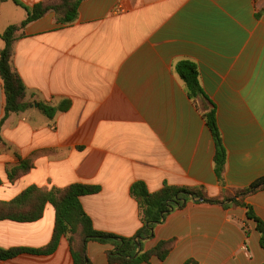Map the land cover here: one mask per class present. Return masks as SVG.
<instances>
[{"label": "crops", "instance_id": "0c3cea01", "mask_svg": "<svg viewBox=\"0 0 264 264\" xmlns=\"http://www.w3.org/2000/svg\"><path fill=\"white\" fill-rule=\"evenodd\" d=\"M46 1L18 0L27 7ZM26 14L0 0V33ZM20 32L13 66L26 107L0 126V201L30 186L97 185V193L80 197L93 227L129 237L141 226L130 193L136 182L150 192L169 184L203 186L219 196L264 175V0H82L72 23L48 11ZM180 60L196 64L207 99L188 97L174 70ZM64 101L67 109L52 117L39 106ZM4 103L0 79V118ZM212 105L226 153L223 184L202 116ZM26 159L32 168L9 180L7 168ZM244 201L264 224V190ZM54 222L49 203L36 221L0 220V247H43ZM167 239L174 245L164 260L141 264H264L255 222L241 206L188 201L154 227L142 248ZM112 248L89 240L90 264H111ZM0 264H72V258L62 236L50 254L22 253Z\"/></svg>", "mask_w": 264, "mask_h": 264}, {"label": "trees", "instance_id": "16d2710c", "mask_svg": "<svg viewBox=\"0 0 264 264\" xmlns=\"http://www.w3.org/2000/svg\"><path fill=\"white\" fill-rule=\"evenodd\" d=\"M6 1V0H1ZM26 10V17L19 24L9 25L0 38L3 47L0 50V79L5 94L4 115L0 118V126L10 113L25 109V85L13 66L14 43L23 35V30L30 22L41 18L48 11H53L56 20L62 24L72 23L77 19L78 8L82 0H48L38 2L32 6H24L18 0H12ZM20 32V33H19ZM174 70L183 81L188 97L195 101L204 97L199 83L197 66L190 60H180L175 63ZM40 108L52 117L56 110H66L69 101L62 102L58 107L39 104ZM215 143L213 158L214 172L220 184H223L222 171L226 153L222 143L216 120L214 105L202 113ZM33 166L30 159L21 160L17 165L7 168L6 175L14 180L27 173ZM1 183V179H0ZM99 186L73 183L63 188L43 190L30 186L10 201H0V220L9 219L17 222H32L42 217L46 204H51L55 211V222L50 241L43 247H0V260L13 258L22 253L50 254L57 248L60 238H66L71 253L72 264H90L87 256V243L96 240L111 243L113 248L107 252V261L111 264H141L150 263L153 258L164 260L170 253L174 239L160 240L149 250H143L142 241L153 236L154 227L162 223L166 216L175 209L182 208L188 201L218 204L227 208L241 206L246 209V217L255 222V229L259 233V244L264 249V224L256 215L252 205L247 204L246 196L264 190V175L258 177L249 185L235 189L232 193L219 196H209L203 186H176L163 184L154 192H150L144 182H136L131 186L130 193L136 200L141 226L133 236H120L96 230L91 218L84 211L80 197L94 194ZM138 251V252H137ZM137 252V254H136ZM193 259L183 264H192Z\"/></svg>", "mask_w": 264, "mask_h": 264}, {"label": "water", "instance_id": "95a60500", "mask_svg": "<svg viewBox=\"0 0 264 264\" xmlns=\"http://www.w3.org/2000/svg\"><path fill=\"white\" fill-rule=\"evenodd\" d=\"M34 106H36V107H37V106H38V104H37V103H35V104H34ZM137 252H138V251H137ZM137 252H136V254H137Z\"/></svg>", "mask_w": 264, "mask_h": 264}]
</instances>
